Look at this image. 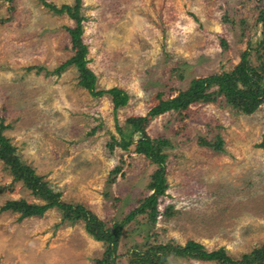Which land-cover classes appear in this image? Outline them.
Instances as JSON below:
<instances>
[{
  "label": "rangeland",
  "instance_id": "374dc122",
  "mask_svg": "<svg viewBox=\"0 0 264 264\" xmlns=\"http://www.w3.org/2000/svg\"><path fill=\"white\" fill-rule=\"evenodd\" d=\"M81 1L96 89L120 88L129 103L116 111L109 94L94 97L79 84L75 65L57 70L76 53L68 29L77 23L68 13L42 0H0V128L21 161L63 202L85 206L112 227L152 194L158 169L135 152L136 142L126 151L116 143L131 133L163 137L170 142L164 213L155 224L148 214L127 223L116 264H136L135 254L150 246L189 240L208 251L224 247L236 259L264 248V104L249 114L220 96L181 114L148 116L159 94L169 99L196 77L233 71L247 49L261 70L264 0ZM20 199L45 203L0 160V264H99L107 245L83 220L63 222L57 208L23 218L1 210ZM165 264L219 263L170 257Z\"/></svg>",
  "mask_w": 264,
  "mask_h": 264
},
{
  "label": "trees",
  "instance_id": "16d2710c",
  "mask_svg": "<svg viewBox=\"0 0 264 264\" xmlns=\"http://www.w3.org/2000/svg\"><path fill=\"white\" fill-rule=\"evenodd\" d=\"M43 4L58 14L68 13L69 16L77 23L76 28H69L73 49L75 55L63 63L57 70L61 71L70 65H75L80 72L79 84L87 89L94 97L103 96L105 93L112 97L114 109L117 111L129 103L130 95L117 87L109 90L97 91V77L88 66L87 55L88 47L82 39V21L81 0H76V5H56L42 0ZM258 22L263 26L264 35V7L260 11ZM250 49H247L241 58V62L231 72H223L207 77H196L192 79L190 86L186 90L179 91L175 97L164 99L159 94V104L149 111L150 118H156L167 112L176 111L184 113L192 105L209 104L216 101L218 97H224L227 105H233L245 113H254L262 104H264V67L259 70L250 63ZM215 90H212L214 89ZM249 88H253L259 94H252ZM3 128H0V160L7 163L17 179H21L36 196L44 199V204L30 203L25 199L11 200L2 206L3 211H12L21 214V217H32L44 215L47 210L57 208L63 213V222H76L83 220L86 231L99 242L107 245L105 254L102 259L98 260L99 264H116L117 249L123 234L124 227L128 222L133 221L139 214H148L151 223L155 224L158 218L164 213L160 211L161 197L168 190L167 183V160L168 154L164 148L170 146V142L163 138H151L141 136L134 138V134L120 143H116L123 150H128L131 144L136 142L135 152L149 158L158 169L152 175L150 190L152 194L138 208L130 212L122 222H116L112 227H107L104 220L100 219L95 213L88 210L83 205H73L63 202L61 194L55 192L43 177L37 175L35 170L29 165L24 164L16 148L11 144L10 139L3 135ZM202 145L222 150L220 143L213 144L208 142L205 137L200 138ZM260 147L264 149V141ZM119 167L114 172H118ZM170 257L191 258L201 261H215L219 264H264V248H255L250 253L243 254L241 259L231 256L227 249L221 247L214 251H208L206 247L197 241L189 240L185 245L165 243L150 246L147 251L137 252L135 254L136 264H165Z\"/></svg>",
  "mask_w": 264,
  "mask_h": 264
}]
</instances>
